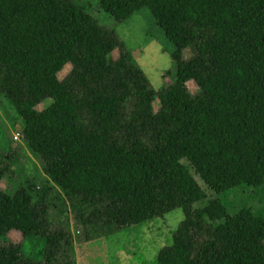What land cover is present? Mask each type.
I'll use <instances>...</instances> for the list:
<instances>
[{
  "label": "trees",
  "instance_id": "1",
  "mask_svg": "<svg viewBox=\"0 0 264 264\" xmlns=\"http://www.w3.org/2000/svg\"><path fill=\"white\" fill-rule=\"evenodd\" d=\"M96 2L115 25L149 8L175 45L176 81L155 91L86 1L0 0V98L46 176L14 196L0 188V264H78L71 211L90 242L178 208L156 264H264V0ZM14 149L0 152V185ZM252 191L258 209L239 205ZM12 232L44 238L42 260Z\"/></svg>",
  "mask_w": 264,
  "mask_h": 264
},
{
  "label": "rangeland",
  "instance_id": "2",
  "mask_svg": "<svg viewBox=\"0 0 264 264\" xmlns=\"http://www.w3.org/2000/svg\"><path fill=\"white\" fill-rule=\"evenodd\" d=\"M82 5L84 1L90 3L88 12L93 15L103 27L114 28L119 39H121L131 50L134 58L139 63L142 70L149 78L155 91L173 85L176 81V66L172 60V53L175 45L165 35V31L157 24V21L149 8H144L140 13L130 17L123 24L113 22L112 18L97 7L96 0H75ZM118 52L111 54V59H117ZM191 57L188 51L186 58ZM71 70V66H66L59 79H64ZM188 90L192 95L198 92L194 82L188 83ZM158 111V103L156 104ZM44 109V105L38 107ZM23 121L13 108L10 101L0 98V152L7 153L13 147L19 146L16 154H13V172L8 173L1 182L0 188L8 195L14 196L22 189L31 190L33 186H43L46 183V176L38 162V157L29 153L26 145L21 139ZM200 184L203 186L202 182ZM204 187V186H203ZM205 188V187H204ZM246 188H241L244 190ZM34 193V192H33ZM239 195V205L246 204L256 208L259 203V195L255 191ZM34 195V194H33ZM235 196V195H234ZM54 198V194L51 195ZM64 204L69 208V202L63 197ZM238 206V205H237ZM235 206V207H237ZM60 209L61 204L57 205ZM53 219L57 217V209L50 208ZM69 226L73 231L76 245V256L78 264H156L159 252L169 247L173 243L174 234L184 220L182 208L175 209L167 213L164 217L148 221L140 226L124 229L116 232L108 238L85 240V232L76 221L73 212L69 213ZM66 216L63 217V220ZM54 228L58 223L54 221ZM10 242L20 244L25 241L19 232H12L8 235ZM22 251L26 256L34 260H42L44 254L45 240L42 237H33L22 243Z\"/></svg>",
  "mask_w": 264,
  "mask_h": 264
}]
</instances>
